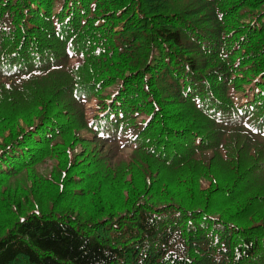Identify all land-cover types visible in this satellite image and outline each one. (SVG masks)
I'll list each match as a JSON object with an SVG mask.
<instances>
[{"label": "trees", "instance_id": "obj_1", "mask_svg": "<svg viewBox=\"0 0 264 264\" xmlns=\"http://www.w3.org/2000/svg\"><path fill=\"white\" fill-rule=\"evenodd\" d=\"M0 264H264V0H0Z\"/></svg>", "mask_w": 264, "mask_h": 264}, {"label": "rangeland", "instance_id": "obj_2", "mask_svg": "<svg viewBox=\"0 0 264 264\" xmlns=\"http://www.w3.org/2000/svg\"><path fill=\"white\" fill-rule=\"evenodd\" d=\"M53 166L54 164L51 161H47L38 169V172L39 174L47 177L48 174L51 172Z\"/></svg>", "mask_w": 264, "mask_h": 264}]
</instances>
